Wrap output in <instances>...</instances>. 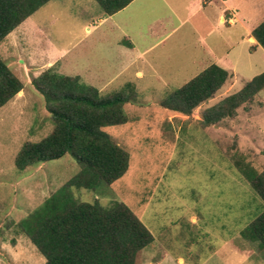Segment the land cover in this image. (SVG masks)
Masks as SVG:
<instances>
[{"label": "rangeland", "instance_id": "374dc122", "mask_svg": "<svg viewBox=\"0 0 264 264\" xmlns=\"http://www.w3.org/2000/svg\"><path fill=\"white\" fill-rule=\"evenodd\" d=\"M228 3L236 11L224 24L241 21L233 27L220 25L219 2L203 9L199 0H173L172 11L162 0H137L109 18L95 0H51L0 44L24 86L0 109V264L45 263L16 223L80 170L70 155L25 171L14 164L25 143L54 128L32 85L50 68L102 95L135 86L127 122L104 128L129 154L128 171L98 191L72 190L79 202L124 203L143 222L154 242L135 264H264V249L241 236L264 203L238 169L264 171V89L234 118L202 122L206 110L264 72V50L252 52L246 37L264 21V0ZM212 42H219L215 60L230 49L227 62L211 61ZM212 64L234 72L214 98L190 116L160 106Z\"/></svg>", "mask_w": 264, "mask_h": 264}, {"label": "trees", "instance_id": "16d2710c", "mask_svg": "<svg viewBox=\"0 0 264 264\" xmlns=\"http://www.w3.org/2000/svg\"><path fill=\"white\" fill-rule=\"evenodd\" d=\"M51 0H0V44L28 18ZM111 17L133 0H95ZM256 46L264 49V21L253 31ZM129 47L131 45L127 44ZM231 78L228 70L212 64L187 83L168 94L160 106L190 116L208 102ZM54 125L39 142H27L14 164L19 171L57 160L74 158L79 172L45 202L16 223L45 258L44 264H135L139 252L154 242L143 222L124 203L102 206L79 202L72 190L98 191L123 177L129 168V154L105 131L107 126L127 122L124 106L135 103L137 91L127 83L119 92L102 95L80 76L60 74L52 68L32 79ZM24 86L0 56V109L12 101ZM264 89V72L238 92L206 110L203 124L211 126L234 118L241 106L253 102ZM252 190L264 203V171L250 165L238 167ZM264 249V211L241 233Z\"/></svg>", "mask_w": 264, "mask_h": 264}, {"label": "crops", "instance_id": "0c3cea01", "mask_svg": "<svg viewBox=\"0 0 264 264\" xmlns=\"http://www.w3.org/2000/svg\"><path fill=\"white\" fill-rule=\"evenodd\" d=\"M137 0H133V2L131 3V4H133L134 2H136ZM163 1V3L164 4H166L170 9H172V11H174V9H173V7H172V5H173V0H162ZM199 2H200V8H203V9H205L206 7H208L209 5H210V3H212V2H216V3H220L221 5H222V8H220L221 9V13H220V25L221 26H227L228 25V27H233V26H236L238 23H240L241 21H238V23H235L234 25H229V24H224V21H227V19H226V16L228 17V19H230V18H232V13L233 12H231V11H236L235 9H231L230 8V6H229V3H228V0H199ZM202 5V6H201ZM227 14H229V15H227ZM237 14V13H236ZM235 15V14H234ZM110 18V17H109ZM237 18V17H236ZM107 19L105 18V19H103V21H106ZM249 28H251L250 30H249V33L246 35V37H247V41L249 42V43H251L252 45V47L254 48V50H252V52H257L260 48H262L261 46H256V44H257V42H256V40L252 37V31H253V26H251V27H249ZM249 28H246L247 30L246 31H248V29ZM229 34V33H228ZM222 43H223V41H222ZM219 45V42H212L211 43V47L210 48H208V54L212 57V60L211 61H214V62H223V60L224 59H226L227 57H229L230 56V49H226L225 51V53H223L222 55H221V57L220 58H218L217 60H215L214 59V57L216 56V50H215V47H217ZM133 47V45L131 44V47L130 48H132ZM223 47H224V45H223ZM263 49V48H262ZM264 50V49H263ZM225 62H227V61H224L223 63H225ZM223 65V64H222ZM221 65V66H222ZM220 66V65H219ZM223 68L225 67V66H222ZM229 67H232V66H229ZM228 68H226V70H227ZM228 71H230V72H232V73H234L233 72V70H231L230 68L228 69Z\"/></svg>", "mask_w": 264, "mask_h": 264}]
</instances>
